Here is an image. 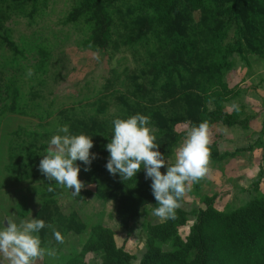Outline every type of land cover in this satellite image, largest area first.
Listing matches in <instances>:
<instances>
[{
    "label": "trees",
    "instance_id": "obj_1",
    "mask_svg": "<svg viewBox=\"0 0 264 264\" xmlns=\"http://www.w3.org/2000/svg\"><path fill=\"white\" fill-rule=\"evenodd\" d=\"M53 2L0 0V124L7 121L4 116L17 115L36 118L42 130L13 131L3 167L9 179L18 183L24 177L31 183L30 190L39 202L33 219L51 225L39 233L42 247L55 250L57 264H134L136 260L140 264H264V193L258 188L263 170L253 188L246 189L248 199L240 206L226 204L217 209L218 195L202 194L195 182L181 198L174 218L156 223L147 218L158 205L143 165L135 177L122 180L107 171L109 153L105 147L113 132L112 121L137 113L150 117L148 126L165 160L173 156L193 125L208 121L209 132L217 124L246 129L251 118L246 114L248 104L238 100L246 92L231 87L225 78L236 60L249 72L252 60L264 61V0H70L60 22L88 30L81 47L93 52L98 49L99 54H108L109 60L127 53L134 67L122 71V81L118 71L110 69L103 85L106 91L111 89L109 102L100 99L88 105L92 112L59 109L53 123L45 121L43 125L44 117L53 114L42 110L36 100H44L41 92L47 82L42 76L51 73L52 80H57V74L50 71L57 62L54 65L48 42L30 40L24 32L13 38V28L20 19H26L28 25ZM29 68L34 70L31 77L26 75ZM117 85L120 89L114 90ZM111 102L119 114L105 118ZM231 102L238 111L232 106L226 112L225 104ZM65 124L72 134L91 136L90 154L96 156L90 165L76 162L81 169L78 179L85 184L76 199L93 197L111 203L117 228L124 236L122 245L116 243L113 228L101 222L88 225L75 210L64 212L59 198L67 188L49 182L39 170L49 140ZM182 124H187V129L178 131L176 127ZM260 140L247 150H264V140ZM209 148L213 163L242 150L221 153L215 143ZM85 167L89 171H84ZM50 183L53 191L48 190ZM187 195L192 197L191 203L186 201ZM16 205L20 208L16 217L25 219L29 214L25 201ZM136 221L141 222L144 238L143 248L135 255L123 246ZM182 228H187L185 236L180 234ZM53 229L62 234L63 243L55 240ZM83 234L86 238L79 250L70 246L65 251L69 235ZM89 254L92 261H87Z\"/></svg>",
    "mask_w": 264,
    "mask_h": 264
},
{
    "label": "rangeland",
    "instance_id": "obj_2",
    "mask_svg": "<svg viewBox=\"0 0 264 264\" xmlns=\"http://www.w3.org/2000/svg\"><path fill=\"white\" fill-rule=\"evenodd\" d=\"M69 4L70 0H54L41 16L35 15L32 22H29L28 25L26 19H20L19 23L13 28V38L24 32L29 36L30 40L48 42L49 49L53 51V57L51 58L54 61V65L56 62L65 65L64 69H62V66L59 69L57 63L55 67L50 66V71L57 74L56 81L54 76V80H52L51 73L48 76H42V79L47 82L41 92L44 100L37 99L36 102L40 103L42 110L49 112V115L53 114L50 117H44V122H41L43 125L45 121L53 123L54 115L59 109L69 110L70 107H75L77 113L82 112L83 109L92 112L91 107L88 105L100 99L109 102L110 97H108V94L111 89L106 91L103 89V85L109 78L110 69H116L121 75L120 81H122L124 77L122 71L125 68L131 71L134 67V61L127 53L120 52L122 54L116 55L112 60H109L108 54H99L100 59L96 60L92 57L93 51L82 48L81 44L88 36V30L86 28H71L70 26H64L60 22L63 14L68 10ZM123 55L125 56L124 58L122 57ZM251 63L252 69L249 72L245 65L237 63L236 60L233 70L225 78L231 87L233 86L241 92H246L238 100L243 104H248L246 106V114L250 115L251 118L247 128L244 129L241 126L228 128L217 124L214 125L212 132H209L210 144L215 143L221 153H234L236 149L241 147L242 150L220 163H213L210 160L208 174L198 181L199 191L202 194H207L208 196L218 195L217 199H215V205L219 210L224 209L226 204H232L237 207L245 203L248 199L245 193L246 189L251 190L253 188L252 183L259 177L260 171L263 170L264 172L263 148L258 147L256 149L255 147L247 150L248 146H253L261 137L264 140V61L252 60ZM118 85L114 87V90L120 89ZM35 88L39 89V87ZM225 106L226 112H230L233 102L227 103ZM118 114L114 102H111L105 118L114 117V115ZM3 118H6L7 121L0 124V222L6 218L19 220L16 216L20 208L17 207L16 203L21 200L25 201L26 208L31 212L33 218L39 202L30 190L31 183L24 177H21L18 183L11 178L9 179L3 166L7 163L6 147L12 132L18 128L40 132L42 130L37 127L40 121L36 118L17 115H8ZM176 129L184 131L187 129V124L179 125ZM184 139L174 149L173 156L166 160L168 165L175 163L177 149ZM46 151L44 154H46ZM160 170L166 172V166ZM258 181L259 192L263 194L264 175L259 177ZM192 187L193 183L188 185V189H192ZM71 191L65 189L64 195L59 198V204L63 211H77L82 220L88 225L101 222L107 227L113 228L116 234V243L122 245L124 236L121 235L122 233L117 228L112 204H103L93 197L78 201ZM186 201L191 203L192 197L187 195ZM27 218H29V214L25 219ZM147 218L148 220H154L156 223L162 221V218L159 219L154 216L151 210ZM186 233L187 228L180 229L182 236H185ZM85 238V234L80 237L69 235L66 239L65 251L69 250L70 246L74 247L75 250H79ZM143 238L141 222L136 221L133 224V233L123 246L124 249L131 254H138L139 250L143 248ZM58 259L59 255L57 256L55 252L54 257L46 256L43 260L38 261V264H57ZM93 259L91 254L87 256V261H92Z\"/></svg>",
    "mask_w": 264,
    "mask_h": 264
},
{
    "label": "clouds",
    "instance_id": "obj_3",
    "mask_svg": "<svg viewBox=\"0 0 264 264\" xmlns=\"http://www.w3.org/2000/svg\"><path fill=\"white\" fill-rule=\"evenodd\" d=\"M92 57L100 59L98 49ZM33 73L34 70L29 68L26 75L31 77ZM233 107L239 110L237 106ZM112 124L113 132L105 146L109 153L107 171L124 180L135 177L143 165L146 178L151 179L152 195L158 205L153 208V215L162 219L174 218L175 210L181 206V198L189 190L188 185L203 179L209 172L208 121L189 127L177 149L173 165H168L158 151L159 144L148 126L149 116L137 113L126 119L116 118ZM92 147L91 136L72 134L67 124L59 126L57 134L48 142L46 154L42 155L39 170L49 182H55L72 190L73 196H79L85 184L78 179L81 169L76 162L90 165L96 158L90 154ZM165 166L166 173L162 174L160 169ZM84 171H89V168L85 167ZM48 190H54L53 183ZM46 227L51 225L43 219H33L31 212L27 219L6 218L0 222V264H38L46 256L54 257L55 250L42 247L39 236ZM53 236L58 243H63L64 238L59 231L53 229ZM134 264H140V261L136 260Z\"/></svg>",
    "mask_w": 264,
    "mask_h": 264
}]
</instances>
